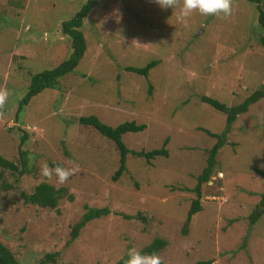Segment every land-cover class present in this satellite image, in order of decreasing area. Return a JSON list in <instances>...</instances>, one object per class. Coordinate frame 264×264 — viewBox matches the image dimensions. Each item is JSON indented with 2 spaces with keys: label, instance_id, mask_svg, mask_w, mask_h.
<instances>
[{
  "label": "rangeland",
  "instance_id": "obj_1",
  "mask_svg": "<svg viewBox=\"0 0 264 264\" xmlns=\"http://www.w3.org/2000/svg\"><path fill=\"white\" fill-rule=\"evenodd\" d=\"M84 1L0 0V89L12 93L0 117V155L18 164L20 147L29 168L4 171L10 187L0 185V241L14 264H114L155 236L167 241L158 252L163 264H264V211L251 225L246 218L264 191V97L225 131L212 173L200 185L201 209L181 232L196 175L214 142L200 128L222 133L225 127L224 114L199 95L233 106L264 83L258 41L264 32L255 4L233 0L228 17L193 13L180 21L182 0L175 9H161L154 0H92L79 28L85 50L76 66L17 112L30 75L70 53L60 24ZM258 6L264 15V0ZM151 59L157 64L145 77L124 70ZM86 115L109 126L143 123V130L121 135L124 145L147 151L167 137V156L145 162L127 153L124 171L112 180L118 152L77 122ZM45 162L79 165V171L60 185L40 174ZM42 181L67 189L54 208L22 200ZM86 207L107 214L69 240ZM46 253H54V262Z\"/></svg>",
  "mask_w": 264,
  "mask_h": 264
},
{
  "label": "trees",
  "instance_id": "obj_2",
  "mask_svg": "<svg viewBox=\"0 0 264 264\" xmlns=\"http://www.w3.org/2000/svg\"><path fill=\"white\" fill-rule=\"evenodd\" d=\"M249 2L255 4L257 9V22L261 30L264 32V15L259 9V0H248ZM92 6V0H85L77 11L73 15L60 24L61 32L68 36L70 39L71 51L68 56L61 61L58 65L53 68L41 70L30 75L29 83L24 93L23 97L19 101L17 112L21 110V106L26 100L32 95L40 92L42 89H45L52 84H54L59 77L65 73L71 71L73 67L76 66L80 58L82 57L85 50V41L81 30L79 29L82 24V20L86 17ZM259 43L264 48V33L258 37ZM157 64L156 60H149L142 66H125L124 70L128 72H133L141 76H146L149 70ZM151 85H147V94H149ZM264 97V83L260 84L259 87L250 91L240 102L236 105L226 106L223 102H220L214 98L207 97L205 95H199V100L213 109L222 112L224 114V130L223 132L215 133L210 132L207 129L200 128L206 135L213 137L214 142L207 150L205 157V164L201 168L200 172L196 175V183L192 187L195 198L190 201L188 209L186 211L185 218L182 223L181 232L182 234L186 233V226L190 221V218L193 214L198 212L201 209L199 202L201 194L200 185L206 182L210 174L212 173L213 167L215 165V155L219 148L223 145L224 133L227 131L229 125L234 121L236 116L240 113H243L247 110L248 106L252 103H255L261 100ZM16 115V114H15ZM16 120V116H14ZM77 122L84 126H90L95 129L99 134L103 135L105 138L113 142L117 152H118V166L114 170L111 179L116 180L117 177L125 169V157L127 153L134 155L136 157L142 158L145 162H150L151 159L156 156H167V149L164 147L167 143V137L162 141V145L159 148H154L150 150H131L128 149L121 140V135L126 132H138L145 128L143 123H135L133 120L123 121L115 126H109L101 122L94 115L79 116ZM26 134L20 136V143L25 139ZM18 164L14 159H6L0 155V185L2 189H8L10 184L7 181H3L2 173L8 171V173L17 172L18 174H23L29 170L26 167L27 162V153L25 150L18 148L17 151ZM66 188L63 186L54 187L53 185L47 182H39L34 186L33 190L30 193H22V200L27 204H34L39 207H48L54 208L56 206V201L63 196L66 192ZM264 211V191L260 193L259 200L257 204L252 208V210L247 215V222L249 225L255 223L260 215ZM107 214V209L105 208H94L86 207L85 211L80 215L78 220L73 223L69 231V240H72L76 237L78 231L93 218H97L101 215ZM125 217V216H124ZM141 220H144L143 217H140ZM167 245V241L161 237H153L148 243L144 244L139 250L142 253L151 254L153 252L157 253L162 250ZM243 246V244H242ZM45 256L49 258V261L54 262L53 256L54 253H46ZM128 256L127 253L122 255L119 259L115 261L114 264H125ZM206 264L207 261H204ZM0 264H14V258L7 249V247L0 241Z\"/></svg>",
  "mask_w": 264,
  "mask_h": 264
},
{
  "label": "clouds",
  "instance_id": "obj_3",
  "mask_svg": "<svg viewBox=\"0 0 264 264\" xmlns=\"http://www.w3.org/2000/svg\"><path fill=\"white\" fill-rule=\"evenodd\" d=\"M161 9L173 8L180 5V0H154ZM233 11V0H182L177 19L183 21L193 13L202 16L228 17ZM12 93L6 89H0V117L5 114V107L9 96ZM79 171V165L74 167H62L57 164L55 167H49L45 162L40 165V174L48 179L56 177V182L60 185L65 184L70 176L75 175ZM128 258L125 264H163L159 254L153 252L151 254L142 253L141 250L131 248L128 250Z\"/></svg>",
  "mask_w": 264,
  "mask_h": 264
}]
</instances>
